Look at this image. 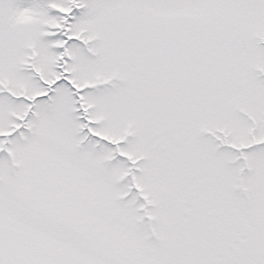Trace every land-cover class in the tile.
Instances as JSON below:
<instances>
[{"label": "snow or ice", "instance_id": "obj_1", "mask_svg": "<svg viewBox=\"0 0 264 264\" xmlns=\"http://www.w3.org/2000/svg\"><path fill=\"white\" fill-rule=\"evenodd\" d=\"M0 264H264V0H0Z\"/></svg>", "mask_w": 264, "mask_h": 264}]
</instances>
